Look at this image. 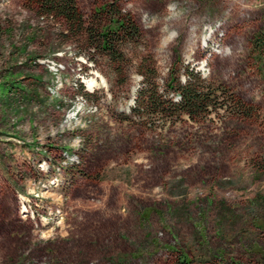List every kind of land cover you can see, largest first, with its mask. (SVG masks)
I'll list each match as a JSON object with an SVG mask.
<instances>
[{"label": "rangeland", "instance_id": "obj_1", "mask_svg": "<svg viewBox=\"0 0 264 264\" xmlns=\"http://www.w3.org/2000/svg\"><path fill=\"white\" fill-rule=\"evenodd\" d=\"M76 1L88 26L115 4L142 38L118 74L31 0H0V264H264V0ZM144 59L165 98L191 72L214 107L141 115Z\"/></svg>", "mask_w": 264, "mask_h": 264}, {"label": "trees", "instance_id": "obj_2", "mask_svg": "<svg viewBox=\"0 0 264 264\" xmlns=\"http://www.w3.org/2000/svg\"><path fill=\"white\" fill-rule=\"evenodd\" d=\"M31 1L39 7L43 15L61 19L66 25L65 34H70L72 38L79 40L82 50L92 52V55H95L97 51L105 55L118 74L122 73L127 60L121 47L136 43L142 38V31L132 17L115 4L104 5L97 9L95 11L97 20L88 26L76 0ZM104 20H106L105 25ZM138 68L143 79L151 86L149 95L144 96V101H137L138 105L134 108L141 115L151 112V114L167 118L173 116L172 114L185 113L193 118L198 114L208 113L209 109L214 107L213 102L215 103L217 97L212 88L203 87L205 81L198 75L190 72L185 83L180 84L171 73L167 88L172 91V94L171 98L167 99L152 83L155 74L149 61L147 59L140 61ZM80 89L83 92V88L80 87ZM230 101L238 109L244 108L233 97H230Z\"/></svg>", "mask_w": 264, "mask_h": 264}, {"label": "bare ground", "instance_id": "obj_3", "mask_svg": "<svg viewBox=\"0 0 264 264\" xmlns=\"http://www.w3.org/2000/svg\"><path fill=\"white\" fill-rule=\"evenodd\" d=\"M89 87H90L91 89H92L93 87H95V82H94V81L90 82Z\"/></svg>", "mask_w": 264, "mask_h": 264}]
</instances>
